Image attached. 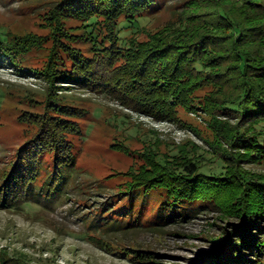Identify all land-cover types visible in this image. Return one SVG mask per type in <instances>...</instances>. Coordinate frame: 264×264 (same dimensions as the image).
Wrapping results in <instances>:
<instances>
[{
    "label": "trees",
    "instance_id": "1",
    "mask_svg": "<svg viewBox=\"0 0 264 264\" xmlns=\"http://www.w3.org/2000/svg\"><path fill=\"white\" fill-rule=\"evenodd\" d=\"M159 2L60 0L51 19L54 46L40 74L53 89L59 81L75 82L115 94L160 121L177 120L180 109L203 111L221 171L208 173L180 152L162 157L153 153L144 166L127 173L130 181L120 195L126 207L157 195L158 209L141 227L157 225L153 218L161 220L166 213L187 217L202 208L223 217V235L198 254L195 264H264V174L244 166L264 165V0H213L211 6L182 16L177 26L138 41L133 35L145 30L141 23ZM71 20L81 22L85 50L72 47L76 35L66 27ZM9 35L0 33V62L8 57L3 53L17 56L19 49L32 46L30 35ZM205 89H210L208 95L198 97ZM55 96L48 97L50 105L35 122L36 133L18 148L10 169L1 175L4 209L41 195L47 185L51 195L73 166L69 136L82 132L69 118L85 113ZM126 207L116 212L115 220H110L115 212L109 211L108 226L130 225L142 216V210L131 213ZM0 264L31 263L26 254L9 255L4 249Z\"/></svg>",
    "mask_w": 264,
    "mask_h": 264
},
{
    "label": "rangeland",
    "instance_id": "2",
    "mask_svg": "<svg viewBox=\"0 0 264 264\" xmlns=\"http://www.w3.org/2000/svg\"><path fill=\"white\" fill-rule=\"evenodd\" d=\"M59 3L0 0V33H9L11 38L30 35L33 41L26 51L20 46L17 56L3 53L8 57L0 62V187L1 175L10 169L18 148L36 133L35 122L50 105L46 104L49 96L57 97V93L62 102L85 113L69 118L82 133L69 136L74 163L52 194L47 185L44 193H36L15 209L0 207V250L8 249L9 255L26 254L31 264H195L198 254L223 235V217L202 208L187 217L176 212L170 218L166 213L161 220L160 216L153 218L157 225L141 227L157 211V195L145 201L138 198L126 207L120 192L130 181L127 173L144 166L153 153L162 157L180 152L202 164L206 172L219 173L220 159L210 146L209 118L203 111L180 109L177 120L160 121L123 103L115 94L75 82L59 81L53 89L40 72L54 46L51 19ZM212 3L160 0L142 21L145 30L133 37L147 42L151 35L177 26L196 7L205 9ZM66 27L76 35L73 48H88L86 41L80 42L85 38L81 22L71 20ZM9 56L21 68L12 66ZM209 91H199L197 96L203 99ZM244 166L264 174V165ZM124 207L131 213L142 210V216L130 225L108 226L109 211L115 212L110 216L115 220L116 212Z\"/></svg>",
    "mask_w": 264,
    "mask_h": 264
}]
</instances>
